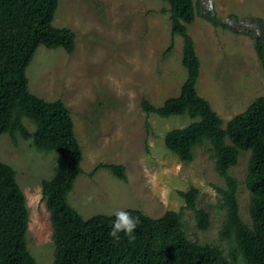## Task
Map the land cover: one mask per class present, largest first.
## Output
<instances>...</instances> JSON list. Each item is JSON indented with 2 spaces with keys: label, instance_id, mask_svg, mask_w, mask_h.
<instances>
[{
  "label": "rangeland",
  "instance_id": "1",
  "mask_svg": "<svg viewBox=\"0 0 264 264\" xmlns=\"http://www.w3.org/2000/svg\"><path fill=\"white\" fill-rule=\"evenodd\" d=\"M188 27L201 61L197 89L223 120V128L264 96V62L253 34L236 33L201 16ZM221 19H257L264 24V0H214ZM170 5L162 0H59L54 24L77 35L73 54L38 48L27 69L30 91L49 102L62 100L71 111L83 149L82 174L69 195L70 204L88 220L111 216L114 209L140 210L152 218L181 212V192L200 191L197 209L209 214L210 227L199 228L196 213L182 211L184 232L199 245H211L231 258L232 246L221 236L228 219L226 179L216 170L213 146L206 142L191 162L181 161L165 143L174 129L195 120L188 115H148L143 101L162 107L181 94L188 78L183 65L184 40L172 35ZM173 46L172 52H168ZM31 134L36 126L25 119ZM229 142V141H228ZM230 143V142H229ZM251 152H242L229 175L238 181L243 221L252 226L246 186ZM0 159L17 172L30 214L28 248L38 264H53L56 246L43 181L58 173V155L38 150L21 134L0 137ZM122 165L127 180L100 169ZM236 264H244L240 254Z\"/></svg>",
  "mask_w": 264,
  "mask_h": 264
},
{
  "label": "trees",
  "instance_id": "2",
  "mask_svg": "<svg viewBox=\"0 0 264 264\" xmlns=\"http://www.w3.org/2000/svg\"><path fill=\"white\" fill-rule=\"evenodd\" d=\"M162 1L170 5L169 11H163L171 14L172 35L184 40L183 65L188 78L179 96L167 100L162 107L144 100L143 109L148 115H188L195 120L166 136L167 148L181 161L191 162L197 148L206 142L212 144L216 170L227 182V190H220L228 210L221 236L232 246V260L216 246L190 241L184 232L182 211L186 209L195 211L202 231L210 227L209 214L197 209V188L181 192L186 200L181 212L169 211L152 218L140 210L128 209L139 217L134 241L123 233L118 240L109 235L113 215L86 220L70 204L69 195L83 172V149L71 111L62 100L49 102L34 95L29 89L27 69L41 46L73 54L77 35L72 29L55 26L59 0H0V137L21 134L26 140L33 139L38 150L58 155L56 177L42 184L56 246L53 264H236L238 253L244 264H264V96L223 128V120L197 89L201 61L188 30L198 14L194 0ZM172 50L173 46L168 52ZM257 51L264 62L260 39ZM25 119L36 126L34 134L29 132ZM244 151L251 152L246 186L252 226L241 218L238 181L229 175ZM99 168L127 180L122 165L102 164ZM26 203L17 172L0 159V264H38L28 248L30 214Z\"/></svg>",
  "mask_w": 264,
  "mask_h": 264
},
{
  "label": "water",
  "instance_id": "3",
  "mask_svg": "<svg viewBox=\"0 0 264 264\" xmlns=\"http://www.w3.org/2000/svg\"><path fill=\"white\" fill-rule=\"evenodd\" d=\"M206 4H201V16L211 21L215 25L228 26L230 30L236 33L253 34L257 39H260L264 47V24L257 19H248L245 21H239L236 17L229 19H221L218 17L214 0H204Z\"/></svg>",
  "mask_w": 264,
  "mask_h": 264
},
{
  "label": "clouds",
  "instance_id": "4",
  "mask_svg": "<svg viewBox=\"0 0 264 264\" xmlns=\"http://www.w3.org/2000/svg\"><path fill=\"white\" fill-rule=\"evenodd\" d=\"M111 215L114 219L111 221L109 235L113 239H120V234L123 233L128 237L129 241L136 239L135 229L139 224V217L134 216L125 208L114 209Z\"/></svg>",
  "mask_w": 264,
  "mask_h": 264
}]
</instances>
